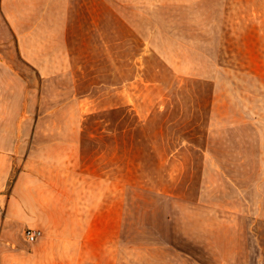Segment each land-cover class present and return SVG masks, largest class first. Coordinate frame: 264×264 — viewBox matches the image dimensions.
I'll use <instances>...</instances> for the list:
<instances>
[{
  "label": "rangeland",
  "instance_id": "rangeland-1",
  "mask_svg": "<svg viewBox=\"0 0 264 264\" xmlns=\"http://www.w3.org/2000/svg\"><path fill=\"white\" fill-rule=\"evenodd\" d=\"M262 4L73 0L64 46L33 52L26 65L16 58L14 77H0L12 89L0 90V119H14L16 141L0 191V264H26L36 245L53 251L54 239L24 236L35 228L26 172L37 176L40 155L67 149L76 133L88 149L111 135L128 243L145 240L134 236L145 220L163 229L155 219L168 214L172 243L203 264H264V25L254 12ZM43 177L45 188L53 168ZM54 202L43 205L52 219Z\"/></svg>",
  "mask_w": 264,
  "mask_h": 264
},
{
  "label": "crops",
  "instance_id": "crops-1",
  "mask_svg": "<svg viewBox=\"0 0 264 264\" xmlns=\"http://www.w3.org/2000/svg\"><path fill=\"white\" fill-rule=\"evenodd\" d=\"M72 1L0 0V77H14L16 58L26 65V62L35 60L33 52L47 55L53 53L55 46L58 49L64 46ZM256 8L254 12L261 15L256 21L264 25V5ZM0 90L6 95L12 91L8 84L0 86ZM102 137H105L104 144L88 149L84 136L76 133L69 142L61 145L67 149L54 148L53 152L40 155L39 167L35 168L37 176L31 175V168L26 172V221L34 223V229L42 231L44 240L54 239L55 244L53 251L51 248L43 251L42 245L31 247V252H26L29 258H26V264H203L191 252L187 253L172 243L168 214L158 220L154 217L155 223L158 222L163 229L153 228V219L150 223L145 220L148 224L145 223V227L134 234L145 240L128 243L126 183L120 177L119 182L111 180L110 153L116 146L111 144L110 134ZM99 142L93 141V144ZM15 150V121L2 118L0 191L5 186ZM152 152L148 156L154 157ZM43 165L53 168L54 172V182L45 180V188ZM118 167H121L120 159ZM204 169L207 174L215 172L208 162ZM66 170L70 171L69 174ZM52 200L57 206L53 219L50 210L44 211L43 208ZM67 238L69 244L66 241L64 244ZM43 254L51 255L53 260L41 262Z\"/></svg>",
  "mask_w": 264,
  "mask_h": 264
},
{
  "label": "built area",
  "instance_id": "built-area-1",
  "mask_svg": "<svg viewBox=\"0 0 264 264\" xmlns=\"http://www.w3.org/2000/svg\"><path fill=\"white\" fill-rule=\"evenodd\" d=\"M24 236L27 242L33 243L42 236V232L38 229L27 228Z\"/></svg>",
  "mask_w": 264,
  "mask_h": 264
}]
</instances>
